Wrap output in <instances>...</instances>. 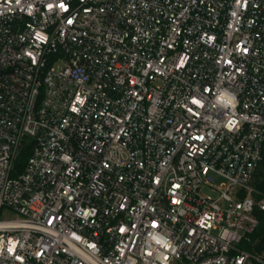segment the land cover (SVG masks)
Instances as JSON below:
<instances>
[{
	"label": "built area",
	"instance_id": "2783aa9c",
	"mask_svg": "<svg viewBox=\"0 0 264 264\" xmlns=\"http://www.w3.org/2000/svg\"><path fill=\"white\" fill-rule=\"evenodd\" d=\"M263 152L264 0H0V264H264Z\"/></svg>",
	"mask_w": 264,
	"mask_h": 264
},
{
	"label": "trees",
	"instance_id": "16d2710c",
	"mask_svg": "<svg viewBox=\"0 0 264 264\" xmlns=\"http://www.w3.org/2000/svg\"><path fill=\"white\" fill-rule=\"evenodd\" d=\"M29 153V147H23L17 158L18 168L23 166ZM253 185L257 191V193H255V199L259 200L264 195V152L261 165L255 174ZM254 214L258 218V225L254 232L249 236V239L242 242V247L250 252L264 255V210L259 209L256 205L254 208Z\"/></svg>",
	"mask_w": 264,
	"mask_h": 264
},
{
	"label": "rangeland",
	"instance_id": "374dc122",
	"mask_svg": "<svg viewBox=\"0 0 264 264\" xmlns=\"http://www.w3.org/2000/svg\"><path fill=\"white\" fill-rule=\"evenodd\" d=\"M202 192L204 194H207V195H214V192H211L208 188H204L202 190ZM3 217L4 218H13V217H15V215L9 213V214H4Z\"/></svg>",
	"mask_w": 264,
	"mask_h": 264
}]
</instances>
